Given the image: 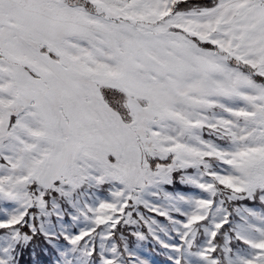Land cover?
<instances>
[{
	"label": "snow or ice",
	"instance_id": "obj_1",
	"mask_svg": "<svg viewBox=\"0 0 264 264\" xmlns=\"http://www.w3.org/2000/svg\"><path fill=\"white\" fill-rule=\"evenodd\" d=\"M149 240L264 264V0H0V264Z\"/></svg>",
	"mask_w": 264,
	"mask_h": 264
},
{
	"label": "rangeland",
	"instance_id": "obj_2",
	"mask_svg": "<svg viewBox=\"0 0 264 264\" xmlns=\"http://www.w3.org/2000/svg\"><path fill=\"white\" fill-rule=\"evenodd\" d=\"M188 194H194L189 192ZM161 220L163 218H160ZM138 255L148 260L150 264H167L166 255L163 249L154 241L141 242L136 248Z\"/></svg>",
	"mask_w": 264,
	"mask_h": 264
},
{
	"label": "trees",
	"instance_id": "obj_3",
	"mask_svg": "<svg viewBox=\"0 0 264 264\" xmlns=\"http://www.w3.org/2000/svg\"><path fill=\"white\" fill-rule=\"evenodd\" d=\"M38 242L41 244L43 250L32 252L30 256L28 253H25L23 264H31V261L38 262V264H55L56 253L54 252V250H50L47 247H43L44 245L42 241Z\"/></svg>",
	"mask_w": 264,
	"mask_h": 264
}]
</instances>
